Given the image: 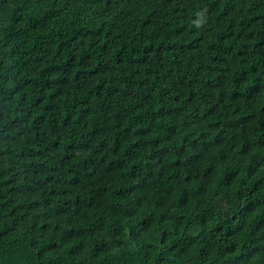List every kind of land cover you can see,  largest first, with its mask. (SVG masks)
<instances>
[{
  "label": "trees",
  "instance_id": "obj_1",
  "mask_svg": "<svg viewBox=\"0 0 264 264\" xmlns=\"http://www.w3.org/2000/svg\"><path fill=\"white\" fill-rule=\"evenodd\" d=\"M0 264H264V0H0Z\"/></svg>",
  "mask_w": 264,
  "mask_h": 264
}]
</instances>
